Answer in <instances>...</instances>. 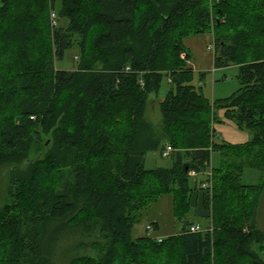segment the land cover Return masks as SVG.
<instances>
[{"label":"trees","instance_id":"obj_1","mask_svg":"<svg viewBox=\"0 0 264 264\" xmlns=\"http://www.w3.org/2000/svg\"><path fill=\"white\" fill-rule=\"evenodd\" d=\"M56 1L0 0V171L11 184L0 264H51L53 243L78 230L96 232L99 256L68 264H264V180L242 182L246 169L264 175V0H62L66 27L52 24ZM201 33L214 36L215 69L239 68L238 91L213 103L193 85L184 44ZM73 49L77 68L57 69ZM164 80L154 125L146 111ZM220 110L249 142L218 137ZM154 150L172 166L147 169ZM166 194L181 229L161 241L134 235ZM194 195L211 218L200 231Z\"/></svg>","mask_w":264,"mask_h":264},{"label":"rangeland","instance_id":"obj_2","mask_svg":"<svg viewBox=\"0 0 264 264\" xmlns=\"http://www.w3.org/2000/svg\"><path fill=\"white\" fill-rule=\"evenodd\" d=\"M62 0H57L55 9L50 12L56 14L57 26L66 27L67 20L57 17L60 11ZM184 44L191 54L189 66L194 70L193 85L201 88L203 95L211 102L222 100L231 97L240 88L238 79L239 68L231 66L223 69L214 68V36L212 33H201L189 36L184 39ZM77 49L66 52L65 57L61 61H56V68L59 70L73 71L77 68ZM171 86L170 82L164 80L158 97L163 98L169 92ZM156 97L152 103L155 110L148 108L146 111V119L154 125H159L162 121V114L159 107V102ZM154 98V97H153ZM160 100V99H158ZM225 115L217 113V122L214 123L216 130L219 133V138L222 137L231 145H242L249 142L251 134L245 129H240L238 126H233L235 132H231L230 126H226L224 120ZM48 136H43L39 145L34 144L30 151L29 157L36 159L41 157L43 152V145ZM219 153L213 154V167L219 164ZM146 168L154 169L157 167L169 168L172 166V159L162 158L160 150L149 152L145 159ZM5 173L0 171V209L9 202V185L10 181L5 178ZM194 176V173H192ZM264 180V175L257 170H245L242 174V182L246 185H259ZM173 197L171 194L164 195L160 202L151 207L149 214L142 217L141 222L134 228V235H149L155 239H164L174 235L181 229V225L177 223L173 213ZM256 221L264 226V191L260 197ZM207 211V210H206ZM192 218V216H191ZM210 218V217H209ZM211 219V218H210ZM205 222L206 225H211V220ZM208 222V224H207ZM155 225V226H152ZM151 225V226H150ZM195 226V225H193ZM192 226V227H193ZM201 229L203 226L199 225ZM262 228V227H261ZM62 237L59 241L53 243V247L48 255L51 257V264H68L72 258L76 256H93L98 257L99 252L91 247V244L101 241L98 239L96 232L81 233ZM261 258L264 260V248L256 247Z\"/></svg>","mask_w":264,"mask_h":264},{"label":"crops","instance_id":"obj_3","mask_svg":"<svg viewBox=\"0 0 264 264\" xmlns=\"http://www.w3.org/2000/svg\"><path fill=\"white\" fill-rule=\"evenodd\" d=\"M166 96H167V94L163 98H161V97L159 98L157 96L158 99H160V100L157 99L159 104L164 101ZM152 103H154V101ZM152 103H150L149 107H151V109L155 110V108L153 107L154 105ZM154 104H156V102ZM219 112L221 113V115L222 114L225 115L224 120L227 122L226 126H230L231 132H235L234 129H233V126H234L235 123L231 119H228L226 117V111L225 110H220ZM235 126H237V125L235 124ZM214 129H215V131H216V133H217V135L219 137V133L216 130V126L215 125H214ZM220 139L222 141H224V139L222 137H220ZM224 142L228 143L227 141H224ZM245 143H247V142H245ZM242 144H244V143H242ZM192 177H193V175H192ZM192 179L194 180V177ZM191 216H192V218H191ZM189 219L192 221V223H194L193 225H201V226H203L204 229H206L207 227H210L208 222H207L208 225L205 224V222L208 221L210 218H209V212L204 209L203 199H202L201 195H194L193 196V199H192V202H191V211H190V214H189Z\"/></svg>","mask_w":264,"mask_h":264},{"label":"built area","instance_id":"obj_4","mask_svg":"<svg viewBox=\"0 0 264 264\" xmlns=\"http://www.w3.org/2000/svg\"><path fill=\"white\" fill-rule=\"evenodd\" d=\"M51 21H52V24L55 26L56 25V14L54 12L51 14ZM173 151H174V149L172 148V146L167 145L166 149L163 153V156L167 157ZM200 230H201V228L198 225H195L191 228V231H200ZM159 241H161V239H159Z\"/></svg>","mask_w":264,"mask_h":264},{"label":"bare ground","instance_id":"obj_5","mask_svg":"<svg viewBox=\"0 0 264 264\" xmlns=\"http://www.w3.org/2000/svg\"><path fill=\"white\" fill-rule=\"evenodd\" d=\"M199 226V225H198ZM201 228V227H200Z\"/></svg>","mask_w":264,"mask_h":264}]
</instances>
